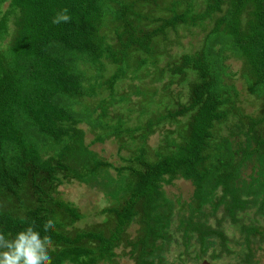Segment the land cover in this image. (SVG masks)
<instances>
[{"label":"trees","instance_id":"1","mask_svg":"<svg viewBox=\"0 0 264 264\" xmlns=\"http://www.w3.org/2000/svg\"><path fill=\"white\" fill-rule=\"evenodd\" d=\"M155 1L0 0V15L7 2L18 10L12 42L0 49V231L12 238L34 224L41 236L53 240V264L111 262L121 245L131 249L134 264H165L164 247L175 234L181 235L185 249L192 241L198 244L195 256L211 249L213 262L231 252L225 221L240 229L247 248L244 259L254 256V239L264 241V226L254 222L264 220V118L236 108L237 91L224 81L221 58L226 49L243 57L251 74L249 89L264 93V0H204L199 12L191 3L183 8L173 0L165 18L150 12ZM247 7L249 19L241 25ZM64 8L71 20L52 23ZM8 15L0 18V40ZM213 18L195 53L158 65L161 55L153 42L159 35ZM107 24L115 35L109 40L102 31ZM217 43L222 44L218 50ZM102 57L117 67L104 82L112 98L114 85L133 64L135 72L154 68L156 82L167 79L155 112L149 107L138 111L137 125L130 126V114L112 118L104 101L91 110L80 108L81 97L93 96L94 87H84L76 64L102 68ZM189 71L196 75L184 102L170 87H182ZM141 92L151 104L150 92ZM231 118L235 121L220 134ZM83 123L97 133L95 141L115 136L125 148L121 138L128 135L135 149L115 176L108 172L112 165L84 145L78 127ZM157 131L162 139L150 149L147 139ZM176 177L192 182L194 191L186 214L172 228L177 206L162 184ZM63 180L99 189L115 200V206L103 210L108 223L85 230L73 227L82 214L56 197ZM248 212L252 219L243 217ZM50 218L55 229L45 232ZM133 222L139 230L129 237Z\"/></svg>","mask_w":264,"mask_h":264},{"label":"rangeland","instance_id":"2","mask_svg":"<svg viewBox=\"0 0 264 264\" xmlns=\"http://www.w3.org/2000/svg\"><path fill=\"white\" fill-rule=\"evenodd\" d=\"M173 0H156L154 4L151 3L149 7L150 12L155 17L165 18L170 13L167 10L168 5ZM183 8H186L189 3L195 5V12H199L204 8V0H178ZM9 2L1 6V16L8 11L7 17V30L2 40H0V49H5L11 42L14 33L15 17L18 13L17 9H10ZM250 7L244 9L241 15V25H243L248 19V12ZM215 19H206L203 22H197L193 25L189 22L186 25H182L172 30L165 31L164 34L159 35L153 42V47L161 55L159 57V66L163 67L166 62L173 61L175 57H178L184 53H195L202 45L203 40L207 32L212 28ZM148 28V30H152ZM102 31L107 35V39L114 38V30L112 25L107 24L102 28ZM115 41V39H114ZM222 46L221 43L215 44L216 50ZM143 54L138 55V59H143ZM221 58L225 68L226 76L224 77L225 83L231 84L237 91L236 97H234L235 106L244 115L251 117L264 118V93L258 95L257 92L249 89L248 80L251 77L249 66L241 56H235L230 50H224ZM104 66L99 67V64L90 66L88 63L78 61L77 68L81 71L83 76L82 84L84 87H94L93 96H83L80 99L81 107L92 109L99 101H104L109 115L112 118L117 119L121 116L122 119L127 118L130 114V126L134 123H140L138 111L146 108H151L152 112L156 110V103L160 99V95L163 94V86L166 78L161 82H156L154 74V68L144 66L142 70L135 72V64L132 68H127V73L124 78L120 79L114 85V96H110V89L104 84L109 77L117 70L116 65L110 62L109 59L102 57ZM109 60V61H108ZM195 73L189 71V78L184 82V85L177 86L172 85L171 91L180 93L182 101L188 100V84L195 79ZM101 86V87H100ZM142 90H148L152 99L151 104H147V100L141 95ZM90 91V90H89ZM140 95H137L139 93ZM149 97V98H150ZM146 104V105H145ZM151 106V107H150ZM151 112V113H152ZM98 112H94L96 116ZM149 113V115L151 114ZM117 121V120H116ZM114 121V122H116ZM235 121L231 118L228 123H224L220 127V134H225L228 130L230 123ZM113 122V123H114ZM264 131V122L261 124ZM84 132V145L96 153L100 159L108 161L112 168L108 170L110 175L115 176L116 168L124 167L127 165L126 160L131 157L133 146L130 143L129 137L126 133L122 135V141L125 142V148L120 146V139L117 140L115 136L103 139V141H95L98 136L90 130L86 123L78 125ZM162 129V131H164ZM136 136V135H135ZM162 139L161 132H155L147 139V143L150 149L156 148ZM130 146H128L127 144ZM122 148V150L120 149ZM247 176V175H246ZM162 189L165 195L169 197L177 206L175 210L173 227L178 224L180 215L186 214L188 205L192 202V196L194 186L192 182L184 180L181 177H176L170 180L168 183L162 184ZM56 197L60 198L64 202H67L74 206L82 214V219L77 221L73 227L79 230H85L92 228V226L108 223V214L103 210L116 205L115 200L105 195V192L88 187L87 185L78 183L77 181H66L57 188ZM221 211L218 213L220 215ZM245 219H252V212H248L243 216ZM249 221L246 220V223ZM254 222L260 223L261 227L264 226V220L260 217L254 219ZM227 237L229 238L230 255H223L220 259L211 262L210 252L207 254H196L199 250L198 244L194 241L191 242V246L187 249L183 246V240L180 234H175L174 239L171 242L165 244L163 255L166 258L165 264H264V241L260 237L254 239L253 254L254 256L248 260L244 259L247 253V248L242 241V237L239 234L240 229L232 225L229 221L223 223ZM139 230V225L133 222L127 229L129 237H134ZM130 248H125L123 245L115 249V257L111 262H101L99 264H134L131 259Z\"/></svg>","mask_w":264,"mask_h":264},{"label":"clouds","instance_id":"3","mask_svg":"<svg viewBox=\"0 0 264 264\" xmlns=\"http://www.w3.org/2000/svg\"><path fill=\"white\" fill-rule=\"evenodd\" d=\"M71 20L69 10L64 8L56 13L52 23H67ZM44 231L55 229L53 219L44 223ZM54 248L49 235L41 236L34 224H30L12 238L0 231V264H53L50 250Z\"/></svg>","mask_w":264,"mask_h":264},{"label":"water","instance_id":"4","mask_svg":"<svg viewBox=\"0 0 264 264\" xmlns=\"http://www.w3.org/2000/svg\"><path fill=\"white\" fill-rule=\"evenodd\" d=\"M203 264H205V262H203Z\"/></svg>","mask_w":264,"mask_h":264}]
</instances>
